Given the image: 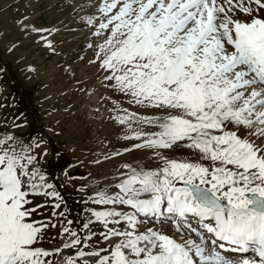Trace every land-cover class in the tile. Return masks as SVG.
<instances>
[{
    "label": "snow or ice",
    "instance_id": "obj_1",
    "mask_svg": "<svg viewBox=\"0 0 264 264\" xmlns=\"http://www.w3.org/2000/svg\"><path fill=\"white\" fill-rule=\"evenodd\" d=\"M99 11V30L109 33L97 53L110 73L105 79L135 104L161 113L116 117L129 128L135 120L159 129L134 130L143 140L134 147L181 145L198 159L156 152L161 167L130 169L114 195L96 193V204L132 210L93 213L106 228L127 225L102 234L120 239L97 264H196L193 251L199 264H264V143L256 142L264 141V0H104ZM9 139H0V264H49L41 257L50 253L33 247L48 225L29 221L36 208L27 207V197L52 185L29 171L34 156L3 147ZM140 217H164L188 238L180 242L152 228L138 232ZM200 229L214 237L210 250ZM218 241L234 252L251 249L260 259H226L216 251ZM66 264L75 261L69 257Z\"/></svg>",
    "mask_w": 264,
    "mask_h": 264
},
{
    "label": "rangeland",
    "instance_id": "obj_2",
    "mask_svg": "<svg viewBox=\"0 0 264 264\" xmlns=\"http://www.w3.org/2000/svg\"><path fill=\"white\" fill-rule=\"evenodd\" d=\"M102 3L103 0H0V139L19 140V146L35 157L29 166L38 176H46L44 183L58 187L63 227L54 226L51 220V199L43 194L46 188L41 194L29 192L27 197V207L36 208L29 221L48 225L42 228L33 247L50 253L41 257L49 264H55V260L63 264L65 258L66 264L69 257L75 264H85L87 260L78 255L80 251L98 253L87 261L97 264L101 256L109 254L120 238L105 240L102 234L113 227L123 231L127 225L110 223L106 228L93 213L112 208L132 210L126 205L94 201L98 192L114 195L119 191L116 186L130 169L161 167L156 152L168 159H198L191 149L181 145L171 149L136 148L134 145L143 140L133 136L134 130L154 133L159 129L138 125L135 120L129 128L128 122L121 124L117 120V116L129 113L136 118L161 113L135 104L131 96L112 87L114 81L105 79L110 73L101 68L97 55L98 46L109 34L99 30ZM98 30L101 35H96ZM41 89L47 93L43 98L37 93ZM11 101L16 108L12 109ZM126 136L129 138L125 139ZM11 139L3 147L12 146ZM52 142L54 145H50ZM66 143L72 146L65 149ZM37 158L48 160L47 166ZM50 166H58V170ZM140 219L143 223L138 225V232L152 228L180 242L187 238L177 233L166 218ZM65 228L69 231L65 232ZM62 234L65 239L61 241ZM73 239L80 243L64 247ZM54 247L60 251L58 256Z\"/></svg>",
    "mask_w": 264,
    "mask_h": 264
},
{
    "label": "bare ground",
    "instance_id": "obj_3",
    "mask_svg": "<svg viewBox=\"0 0 264 264\" xmlns=\"http://www.w3.org/2000/svg\"><path fill=\"white\" fill-rule=\"evenodd\" d=\"M102 1V0H101ZM103 2H104V0H103ZM241 16H243V15H241ZM243 19V18H242ZM3 44H5L4 42H3ZM34 73H35V71H34ZM164 218V217H163ZM159 221H160V219H159ZM168 222V221H167ZM170 226H172L173 227V225H172V223L170 224ZM193 226L194 227H198V225H195V224H193ZM139 227V226H138ZM174 228V227H173ZM200 232L204 235V236H206V237H210L211 238V240L210 239H208V240H210V241H212V239L214 238V237H212L211 236V234H207V232H206V230H204V229H200ZM163 234H166V233H163ZM167 235V234H166ZM188 235H191V237L193 238V239H195L198 243H199V237H197L194 233H189ZM171 237V236H170ZM187 238H188V236H187ZM186 238V239H187ZM175 239V238H174ZM177 241H180L179 239H176ZM183 241V240H182ZM220 243H225V246L227 245L226 244V242H220V241H218L217 242V245H216V251H218L221 255H226V254H228L229 256H232V257H240V256H242V257H245V256H247V255H249V253H245V252H242V254H240L239 252H234V251H226V250H223V249H221L220 247H219V244ZM211 247H212V244L211 243H209V244H207L206 245V248L207 249H211ZM227 255V256H228ZM192 256H193V259H194V261H195V259H196V262L199 264V258L198 257H196L195 256V253H194V251H193V253H192ZM84 259H86V260H88V259H92L91 258V255H85V256H82ZM253 259V256L251 257V259L250 260H252ZM233 261V260H232Z\"/></svg>",
    "mask_w": 264,
    "mask_h": 264
},
{
    "label": "crops",
    "instance_id": "obj_4",
    "mask_svg": "<svg viewBox=\"0 0 264 264\" xmlns=\"http://www.w3.org/2000/svg\"><path fill=\"white\" fill-rule=\"evenodd\" d=\"M38 159H40L39 161L41 162V163H43V164H45L46 162H45V159H43V158H38Z\"/></svg>",
    "mask_w": 264,
    "mask_h": 264
},
{
    "label": "trees",
    "instance_id": "obj_5",
    "mask_svg": "<svg viewBox=\"0 0 264 264\" xmlns=\"http://www.w3.org/2000/svg\"><path fill=\"white\" fill-rule=\"evenodd\" d=\"M59 166V165H58ZM58 166H56V167H52V166H50V168L51 169H56V171L58 170Z\"/></svg>",
    "mask_w": 264,
    "mask_h": 264
}]
</instances>
